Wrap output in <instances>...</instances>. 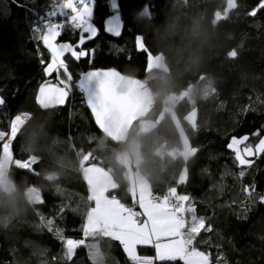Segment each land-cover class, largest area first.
<instances>
[{"label":"trees","instance_id":"trees-1","mask_svg":"<svg viewBox=\"0 0 264 264\" xmlns=\"http://www.w3.org/2000/svg\"><path fill=\"white\" fill-rule=\"evenodd\" d=\"M61 2L0 0V131L6 134L0 140V264H95L90 244L99 247L105 264H131L119 241L101 233L84 237L91 200L80 167L97 163L107 169L116 183L108 193L134 204L125 167L117 161L132 142L140 157L137 165L132 159V167L146 178L152 194L176 187L178 194L191 197L206 226L211 224L212 231L202 230L194 242L210 253L211 264H264V153L240 166L227 148L233 136L247 135L241 149L251 145L255 150L264 137V9L248 15L260 0H235L226 12V0H118L123 21L118 38L103 29L104 19L113 13L111 1L92 0L98 34L82 47L94 49V55L79 62L66 55L73 74L70 98L63 106L45 107L37 101L40 86L63 85L56 73L45 74L51 57L39 39L44 30L40 17ZM216 11L224 16L214 22ZM79 34L66 26L57 40L75 44ZM137 36L143 49H137ZM232 50L235 57L228 55ZM148 53L162 54L166 69L147 68ZM109 68L152 88V103L124 144L98 130L75 86L80 73ZM60 77L65 78L62 71ZM170 94L178 96L172 109L190 149H197L194 155L168 153L182 146L165 109ZM192 110L193 123L187 118ZM17 115L23 119L8 154L2 146ZM140 121L151 127L140 129ZM184 168L187 179L177 184ZM30 188L39 191L43 203L29 199ZM68 238L85 240L71 260L65 255ZM137 252L152 256L154 247L139 246Z\"/></svg>","mask_w":264,"mask_h":264},{"label":"snow or ice","instance_id":"snow-or-ice-1","mask_svg":"<svg viewBox=\"0 0 264 264\" xmlns=\"http://www.w3.org/2000/svg\"><path fill=\"white\" fill-rule=\"evenodd\" d=\"M91 0H62L53 10L48 11L40 17L43 24V32L39 36L43 45L48 49L51 61L47 64L44 71L46 75L57 74L58 85H50L48 82L42 84L37 96L38 103L45 107L53 105H62L71 91L73 84V74L69 70V64L66 61V55L79 62L82 58L94 55L93 50H86L82 46L87 40L93 39L98 34V29L92 22L94 14L93 7L89 6ZM113 15L106 21L105 30L108 33L121 35L122 19L119 11L118 0H111ZM264 9V0L256 8L248 13L255 16L257 11ZM61 17L55 20V17ZM70 27L74 32L79 30V39L73 44L71 42L57 43V38L63 34L65 27ZM40 32L39 27L34 29ZM85 33L88 35L86 36ZM140 38L136 37L137 49L139 48ZM77 48L80 50L77 51ZM229 56L235 57L237 52L232 50ZM43 63V61H42ZM61 71L65 78L60 77ZM118 72L114 69L106 71H89L79 74V80L75 86L85 95L86 102L94 114L98 125L114 112L123 113L134 103V97L131 94L124 95L117 91L116 78ZM4 100L0 98V104ZM21 115H17L11 122V134L8 141L3 144L2 149H9L14 138L17 122L22 120ZM5 133L0 131V140H3ZM259 135V132L255 133ZM249 137L246 135L240 139L235 136L227 144V148L235 152V159L240 166L250 165L251 161L245 158L258 153H264V138L259 140L253 150L251 145L244 147ZM197 152L196 148L191 150L192 155ZM242 152L244 154H242ZM245 173L241 171L240 177ZM187 179V168L177 180V184L185 183ZM88 183L91 187L90 199L95 202V207L90 209L89 215L83 229L84 237H96L98 232L103 233L105 237H110L123 247L127 258L131 264H155V261H175L182 260L184 264H211L210 253L200 251L194 244L201 231L211 232V224H207L203 216L196 215V208L188 195L177 193L176 187H169L164 196H154L151 188L140 186L133 188L130 193L133 196V202L140 211L128 207L116 196L111 198L106 195L109 189L103 185L100 178H89ZM244 191L251 195L248 187ZM138 194V199H137ZM38 203H43L40 198ZM190 216V218H188ZM51 223V221H49ZM85 244V240H66L65 255L71 260L76 248ZM138 246H151L155 249V257L141 256L137 252ZM91 255L95 264H105L104 255L99 247L90 244Z\"/></svg>","mask_w":264,"mask_h":264},{"label":"water","instance_id":"water-1","mask_svg":"<svg viewBox=\"0 0 264 264\" xmlns=\"http://www.w3.org/2000/svg\"><path fill=\"white\" fill-rule=\"evenodd\" d=\"M113 15L110 14L108 17H106L103 21V29L106 34L113 38H118L119 36L113 35L111 33H108L105 28H106V21L109 19V17ZM122 19V18H121ZM123 22V21H122ZM123 30V23H122V29H121V34ZM106 71V70H112V69H96V70H87L82 73H86L89 71ZM116 70V69H114ZM118 77L116 78V88L117 91L121 94L128 95L131 94L134 97V103L130 108H128L126 111L123 113L121 112H114L112 113L104 122L102 125H98L97 122L95 121L94 114L92 113L90 107L88 106L86 102V97L82 93L84 101L90 110L94 123L97 126L98 130L107 138L113 140L115 143H120L124 144L126 143L128 136L131 132V129L133 128L134 124L140 119V117L149 109L151 103H152V88L148 84V82L140 80L135 77H131L125 74H122L118 70ZM79 80V78H78ZM50 85H57L55 83H49ZM59 86V85H58ZM63 87V86H60ZM70 98V91L68 96L65 99V103L62 105H53V106H63L65 105ZM254 150V149H253ZM8 154H10V150L7 149ZM244 154V153H243ZM245 158L250 159L253 158V156H247L246 154Z\"/></svg>","mask_w":264,"mask_h":264},{"label":"crops","instance_id":"crops-1","mask_svg":"<svg viewBox=\"0 0 264 264\" xmlns=\"http://www.w3.org/2000/svg\"><path fill=\"white\" fill-rule=\"evenodd\" d=\"M56 42L60 43V42H58V40ZM150 127L151 126L149 124H147V126L144 129L150 128ZM131 147H132V144L130 145V151H123V152H120L117 154V161L125 167V170H126V173H127L128 179H129V190H131L133 188H138L140 186H145V187L150 188L149 183L146 180V178L143 176V174L141 172H139L138 169H135L132 167V159H133L134 165H137L138 162L140 161V157L138 154L137 144L134 142L135 148L131 149ZM191 150L192 149H188V151H187L188 155L191 153ZM168 153L170 155H172V154H176L177 152L174 150L173 151L171 150V151H168ZM188 155H186V156H188ZM131 156H132V158H131ZM172 156H174V155H172ZM186 156H184V157H186ZM80 170H81L82 177L85 180L87 188H88L89 199L91 196V187L88 183L89 178H92V179L100 178L103 185L106 186L109 190L114 188L116 185L111 173L107 169L103 168L101 165H99L97 163L83 164V165H81ZM183 171L184 170H182V172ZM182 172H181V174H182ZM30 189H34V188H30ZM29 190L27 191V193L29 192ZM36 191L38 193V196H40L39 191L37 189H36ZM108 192L106 193V195H108L109 198H111V196H114V195H110ZM180 195H184V194H180ZM39 199H40V197L37 200H39ZM132 199H133V196H132ZM137 199H138V194H137ZM121 203H123V202H121ZM92 207H95V202L91 200V205H90L89 210L86 214L84 225L86 223V219H87L89 212H90V209ZM84 225H83V229H84ZM98 233H101V232H98ZM101 234L103 235V233H101ZM141 256H147V255H141ZM150 257H155V249H154V255H152ZM180 261H182V260H180Z\"/></svg>","mask_w":264,"mask_h":264},{"label":"rangeland","instance_id":"rangeland-1","mask_svg":"<svg viewBox=\"0 0 264 264\" xmlns=\"http://www.w3.org/2000/svg\"><path fill=\"white\" fill-rule=\"evenodd\" d=\"M234 4H235V0H226L225 12L230 7H232ZM223 16H224V13H222L220 11H216L215 14H214V19H213L214 22H216L218 19H220ZM138 37L140 38V40H139V48L140 49H143L144 48V44L142 42V39H141L140 36H138ZM64 42H67V41H64ZM136 45H137V42H136ZM147 68H161V69H166V64L164 62L163 55L160 54V53L159 54H151V53H148L147 54ZM177 98H178V96L175 95V94H170L168 97H166L164 99V102L166 104V108L165 109L166 110H169L171 112V115H172V117H173V119H174V121H175V123H176V125L178 127L179 132H180L181 141H182V146L180 148H178V149H173V150L177 152L176 154H181L183 156H186V155H188L187 154L188 149H190L189 142H188L187 137H186V135H185V133H184V131H183L180 123H179V120H178L175 112L172 109V106L174 105V102H175V100ZM187 118H188V120H190L193 123L194 122V118H195V110H192L191 112H189V114L187 115ZM146 126H147V122L140 121V127H141L140 129H144ZM236 138L237 139H240L242 137H236ZM131 144H132L131 149H134L135 148L134 147V142H132ZM176 154H172V155H176ZM242 154H243V152H242ZM16 163L18 165L22 166V167H29L30 166V163L24 162V161H16ZM1 166L3 167L4 165L2 164ZM28 197L31 200H37L40 196H38V193H37L36 189H30L29 192H28Z\"/></svg>","mask_w":264,"mask_h":264},{"label":"built area","instance_id":"built-area-1","mask_svg":"<svg viewBox=\"0 0 264 264\" xmlns=\"http://www.w3.org/2000/svg\"><path fill=\"white\" fill-rule=\"evenodd\" d=\"M89 6H92V0H91V2H90V4H89ZM55 20H60L61 19V17H59V16H57V17H55L54 18ZM167 193V190L165 191V192H163V193H156V194H153L154 196H164L165 194ZM126 206H128V207H132V208H134V210H136V211H140V209L137 207V205H134V204H128V203H126L125 204Z\"/></svg>","mask_w":264,"mask_h":264},{"label":"clouds","instance_id":"clouds-1","mask_svg":"<svg viewBox=\"0 0 264 264\" xmlns=\"http://www.w3.org/2000/svg\"><path fill=\"white\" fill-rule=\"evenodd\" d=\"M160 87H161L162 89H164V88L167 87V83H166V81H165L164 79L161 80V82H160Z\"/></svg>","mask_w":264,"mask_h":264}]
</instances>
